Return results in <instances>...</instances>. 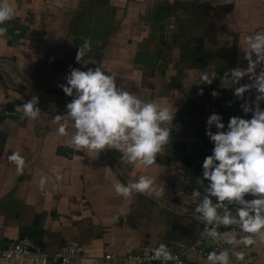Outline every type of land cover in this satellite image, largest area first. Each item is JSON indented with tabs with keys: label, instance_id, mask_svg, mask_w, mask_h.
I'll return each mask as SVG.
<instances>
[{
	"label": "crops",
	"instance_id": "0c3cea01",
	"mask_svg": "<svg viewBox=\"0 0 264 264\" xmlns=\"http://www.w3.org/2000/svg\"><path fill=\"white\" fill-rule=\"evenodd\" d=\"M8 2L18 15L4 25L8 32L0 36V60L12 62L23 78L67 96L60 85L67 83L71 68L87 70L76 62L77 52L86 42L87 67L116 73L118 87L167 107L175 118L170 143L158 154L156 163L134 166L127 157L121 160L123 153L116 149L100 153L77 149L71 143V122L68 135L58 136L54 117L66 113L68 102L39 99V118L22 119L21 106L32 98L17 88L8 74L0 72L3 241L10 244L28 236L47 253L76 241L83 250L81 264H122L104 258L123 254L127 248L149 253L161 244L175 252L201 238L205 225L198 218L168 207L194 210L199 199L192 196L193 190L199 189L203 195L209 184L203 179L202 165L212 154L196 147L192 133L207 128L213 113L222 117L227 131L230 118L247 119L241 105L256 97L253 90L240 100L234 88L221 87L219 78L207 85L201 84V76L205 69L215 70L219 77L238 65L247 67L239 45L246 44L248 36L264 32V0ZM247 83L250 81L245 77L241 84ZM213 91L219 95L215 97L218 108L212 111L205 98ZM260 106L264 109V101ZM212 129L217 131L214 125ZM195 137L211 142L206 134ZM59 146L81 153L67 158L57 153ZM13 151L25 158L23 174H18L15 164L8 160ZM114 162L133 181L142 175L153 178L162 190L159 197L153 196L166 205L145 193L127 198L118 195L113 185L128 181ZM54 169H59L61 180L56 179ZM42 178L46 180L43 190L39 186ZM229 207L231 210L233 205ZM37 216L39 225L34 226ZM232 226L220 230L236 237L237 243L228 244L229 259L232 252H239L250 264H264V243L239 244L241 236L230 230ZM213 243L211 238L205 241L208 254L214 251ZM207 257L194 252L187 256L210 264Z\"/></svg>",
	"mask_w": 264,
	"mask_h": 264
},
{
	"label": "clouds",
	"instance_id": "9594fccd",
	"mask_svg": "<svg viewBox=\"0 0 264 264\" xmlns=\"http://www.w3.org/2000/svg\"><path fill=\"white\" fill-rule=\"evenodd\" d=\"M18 15L16 8L8 0L0 2V36H6V22ZM247 67L226 70L219 76L215 70L205 69L201 76V84L211 85L220 79L221 87L233 89L234 95L245 100V93L255 90V100L249 98L242 105V111L251 119L242 117L230 118L227 131L222 117L211 114L207 119L206 135L214 143L212 155L205 158L202 176L209 184L204 187L203 195L199 189H194L192 196L199 199L193 215L205 225L202 235L211 238L217 244H235L236 237L231 233L218 231L220 226L237 225L248 235L241 236L238 243L251 246L258 241L264 243V32H257L247 37L246 44H240ZM85 42L77 52L76 62L82 64L86 71L71 68L66 76V84L60 85L64 93L73 97L66 105L64 115H56L54 123L60 137L68 135L69 123L74 129L71 143L77 149L88 153H100L108 149H116L123 153L122 159L134 166L142 164L151 166L156 163L157 156L171 140V131L175 113L167 107H161L155 102L144 101L136 93L118 87L116 73H108L101 67H87L84 59ZM259 69V71H258ZM248 77L250 83L241 84ZM200 94L203 95L201 88ZM219 93L212 92L213 97ZM39 98L25 102L22 119L27 117L35 120L41 115L38 107ZM213 125L217 131H212ZM8 160L14 163L18 174H23L25 158L13 151ZM56 179L61 180L59 169L53 170ZM203 183V180H202ZM46 180L39 182L41 190L45 188ZM116 193L125 198L137 194H154L159 197L162 190L156 187V181L148 176H140L138 181L129 180L127 184L115 183ZM256 197L246 200L245 195ZM216 198L217 202H213ZM230 205H237L235 214ZM237 261L244 255L232 252ZM153 260L173 261L182 264L178 256L173 255L166 244H161L154 250ZM210 264H230L229 250L219 253L213 251L207 257Z\"/></svg>",
	"mask_w": 264,
	"mask_h": 264
},
{
	"label": "built area",
	"instance_id": "2783aa9c",
	"mask_svg": "<svg viewBox=\"0 0 264 264\" xmlns=\"http://www.w3.org/2000/svg\"><path fill=\"white\" fill-rule=\"evenodd\" d=\"M252 118V113H248L247 119ZM256 197L251 194L245 196L246 200H252ZM196 206H194L195 209ZM237 205H233L231 211L235 214ZM223 226L218 228V231L221 230ZM3 225L0 224V262L6 264H81V258L83 256V250L80 244L76 241L68 242L64 247L59 249L54 253H47L41 249L35 241L28 236H22L18 240L6 244L1 238V233L3 231ZM235 234L239 236L248 235L241 231V229L234 225L230 229ZM221 232V231H220ZM208 238L202 236L196 242L188 246H182L177 251L172 252L173 255L178 256L182 264H201L197 261H192L187 258L190 252L198 253L200 256H208L207 251L204 248L205 241ZM227 248L230 251L228 244L216 242L213 243V250L217 253ZM154 251L149 253H138L132 248H127L123 254L114 255L108 254L105 256V260H116L122 264H165L163 260H153L152 257ZM166 264H174L173 261H167ZM230 264H250L248 260L237 261L236 258L232 255Z\"/></svg>",
	"mask_w": 264,
	"mask_h": 264
},
{
	"label": "water",
	"instance_id": "95a60500",
	"mask_svg": "<svg viewBox=\"0 0 264 264\" xmlns=\"http://www.w3.org/2000/svg\"><path fill=\"white\" fill-rule=\"evenodd\" d=\"M0 72L6 73L8 74V76L13 80L14 85L19 88L24 90L27 95L30 98H33V96L38 97L39 99H44V98H57L60 100H63L65 102H71L72 99L64 96V95H59L51 90L45 89V88H41L40 86H37L36 84L26 80L25 78H23V76L15 69L14 64L12 62H7V61H2L0 60ZM210 102L209 108L210 110H216L218 108L217 105H215V97L212 96V94H209L206 98H205V102ZM214 129H212L213 131ZM207 128H201V130H195L192 133V139H193V143H195L196 147H200L203 148L204 151L206 152H210V154H212L213 152V148H208V146L210 145H214V143L211 141H205V140H201V139H196V135L199 134H206ZM215 131V130H214ZM107 152V151H106ZM57 153L61 156L67 157V158H71L74 154H78L81 152H76L73 149H70L68 147L65 146H59L57 148ZM201 154L199 152H197L196 156L199 157ZM115 166L118 168V170L122 173V175L125 177V179L127 181L132 180L124 171L123 169L118 165L117 162H114ZM133 181V180H132ZM148 196H152L154 197L156 200L160 201L163 203V200H159L158 198H156L155 196H153V194H148L145 193ZM164 204V203H163ZM166 205V204H164ZM168 206V205H167ZM171 210H175L178 213L181 214H188L191 216H195L193 215L194 210H189V209H180L179 206H174V207H170L168 206ZM196 217V216H195ZM197 218V217H196ZM39 217L37 216L36 221L34 223V226H38L39 223Z\"/></svg>",
	"mask_w": 264,
	"mask_h": 264
}]
</instances>
